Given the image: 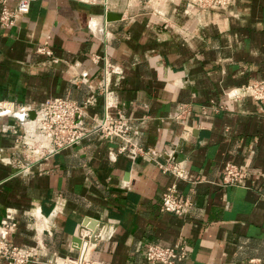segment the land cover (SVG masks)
Listing matches in <instances>:
<instances>
[{
  "label": "crops",
  "instance_id": "1",
  "mask_svg": "<svg viewBox=\"0 0 264 264\" xmlns=\"http://www.w3.org/2000/svg\"><path fill=\"white\" fill-rule=\"evenodd\" d=\"M44 41L50 57L35 52ZM259 80L264 0L216 9L35 0L14 26L0 25V224L12 222L9 244L30 250L21 264L72 263L86 221L85 233L97 235L87 245L92 264H152L148 243H184L173 264H264V106L231 95ZM104 81L125 135L98 130L52 154L26 152L20 133L36 138L32 119L6 110L93 96L83 108L93 125L104 115ZM165 162L180 164L184 178L163 172ZM227 162L244 171L238 184L222 183ZM172 183L193 203L184 216L160 208Z\"/></svg>",
  "mask_w": 264,
  "mask_h": 264
},
{
  "label": "built area",
  "instance_id": "2",
  "mask_svg": "<svg viewBox=\"0 0 264 264\" xmlns=\"http://www.w3.org/2000/svg\"><path fill=\"white\" fill-rule=\"evenodd\" d=\"M35 0H15L12 7L7 5V0H0V25L11 27L15 25L16 19L28 12L29 6ZM89 5H101L104 8L108 5V0H82ZM204 9L224 8L231 5L235 0H189ZM35 52L51 56V50L44 41L35 47ZM103 95L105 98V108L103 118L100 120L92 119L93 125H85V114L83 108L93 102V96L87 97L82 103H76L73 100L53 97L45 100L39 106L18 107L11 109L33 110L35 113L32 122L36 132V138L26 141V133L23 129V139L20 143L29 155L34 157L45 154H52L58 150L71 146L98 130L108 136L122 137L129 130L127 121L118 114L117 117L111 116L108 108L112 105L110 92L106 81L102 84ZM238 90V89H237ZM237 90L230 91L231 95L250 96L264 106V80L254 81L249 85L242 86ZM121 150L125 149L123 145ZM155 151H152V153ZM163 172H169L176 178H184V168L180 164L165 162L158 164ZM245 177L244 171L234 163H225L222 171V183L224 185H235ZM193 203L185 198L179 191L175 183H172L161 194L160 208L162 211L172 213L177 216L186 215L192 208ZM14 224L12 222L2 221L0 224V258L7 261V264H21L27 262L31 256L29 249L19 248L9 244V234ZM186 254L185 244L176 243L172 246H163L160 244L148 243L144 247V257L149 263L173 264L174 261L182 259ZM88 261L86 258L81 264ZM252 260L251 262H253Z\"/></svg>",
  "mask_w": 264,
  "mask_h": 264
},
{
  "label": "bare ground",
  "instance_id": "3",
  "mask_svg": "<svg viewBox=\"0 0 264 264\" xmlns=\"http://www.w3.org/2000/svg\"><path fill=\"white\" fill-rule=\"evenodd\" d=\"M5 113L8 114L9 116L16 117V118L20 117V115H23V117H27V116H25L26 114H24L25 112H20V113L19 112H15V113H13V112H8V110H6ZM33 118H31V119H33ZM21 121H22V123L25 122V121H23V119H21ZM29 126L31 127L32 133L35 132V130H34L35 127H34V124H33L32 120H31ZM83 226H84L83 227V233H81L79 235V237L81 238V241H82L81 242V247H80V258H79V260L76 259V260L72 261V263H70V264H81V262L87 258V256H86L87 248H88L87 245H89L90 243H93L94 240L97 238V235H95L93 237H90L91 235H89V233L88 234L85 233V230L87 232V229H88L87 221L83 223ZM65 264H67V263H65Z\"/></svg>",
  "mask_w": 264,
  "mask_h": 264
},
{
  "label": "water",
  "instance_id": "4",
  "mask_svg": "<svg viewBox=\"0 0 264 264\" xmlns=\"http://www.w3.org/2000/svg\"><path fill=\"white\" fill-rule=\"evenodd\" d=\"M34 115H35V113H34L33 110H28V111H26V115H25V116H27L28 119H31V118L34 117ZM18 119L21 120L22 117H18ZM94 222H95V221H93V223H94ZM90 226H92V224H88V225H87L88 228H89ZM74 242L77 243L78 245H80L81 238H80L79 236L75 237ZM79 258H80V253H79V256H78V260H79Z\"/></svg>",
  "mask_w": 264,
  "mask_h": 264
},
{
  "label": "rangeland",
  "instance_id": "5",
  "mask_svg": "<svg viewBox=\"0 0 264 264\" xmlns=\"http://www.w3.org/2000/svg\"><path fill=\"white\" fill-rule=\"evenodd\" d=\"M32 110V109H31ZM23 136H24V134H23V130L21 131V133H20V137H21V139H23ZM23 146V145H22ZM23 149V148H22ZM85 263H88V264H92V263H90V261L88 260V261H86Z\"/></svg>",
  "mask_w": 264,
  "mask_h": 264
}]
</instances>
